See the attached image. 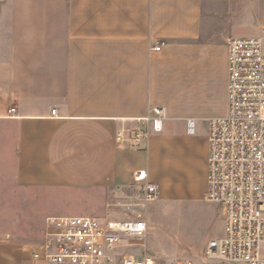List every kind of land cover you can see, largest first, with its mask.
<instances>
[{
	"label": "crops",
	"instance_id": "1",
	"mask_svg": "<svg viewBox=\"0 0 264 264\" xmlns=\"http://www.w3.org/2000/svg\"><path fill=\"white\" fill-rule=\"evenodd\" d=\"M248 8L243 21L240 0H0V264H35L48 219L67 217L61 193L93 205L76 217L125 221L141 214L142 170L161 210L205 201L228 42L264 26V0ZM153 107L163 132L119 146Z\"/></svg>",
	"mask_w": 264,
	"mask_h": 264
},
{
	"label": "built area",
	"instance_id": "2",
	"mask_svg": "<svg viewBox=\"0 0 264 264\" xmlns=\"http://www.w3.org/2000/svg\"><path fill=\"white\" fill-rule=\"evenodd\" d=\"M227 63L228 109L225 116L209 121L205 196L206 202L221 207L224 234L209 241L204 258L206 264H264V26L259 37L231 38ZM16 112L11 107L9 117ZM166 118L165 108L153 107L146 127L123 130L115 140L119 146L128 142L139 149L151 134L163 132ZM187 134H195L194 120L187 121ZM133 178L143 183L138 198L140 206L147 207L157 199L158 187L148 182L146 171H136ZM149 231L142 214L125 221L50 218L31 259L35 264H161L145 243L135 242Z\"/></svg>",
	"mask_w": 264,
	"mask_h": 264
},
{
	"label": "rangeland",
	"instance_id": "3",
	"mask_svg": "<svg viewBox=\"0 0 264 264\" xmlns=\"http://www.w3.org/2000/svg\"><path fill=\"white\" fill-rule=\"evenodd\" d=\"M249 1L240 0L243 21L249 20ZM239 36L259 37L260 33L244 24ZM61 198L63 200L60 201L58 209L60 215L67 217L90 215L93 205L85 202L84 199L68 192L61 193ZM157 206L158 203L153 202L142 208L140 213L149 222L150 231L143 241L135 240V242L139 245L145 243L149 254L156 257L161 264H176L179 260L206 264L204 254L196 256L197 250L203 242L208 243L210 239L223 236L221 207L206 201L196 204H176L168 210H161ZM140 247L138 249H142ZM22 257L25 263L26 256L23 252ZM27 263L31 264L29 260Z\"/></svg>",
	"mask_w": 264,
	"mask_h": 264
}]
</instances>
